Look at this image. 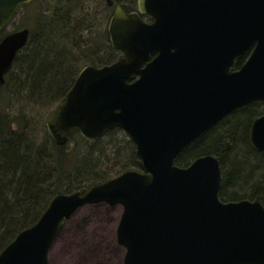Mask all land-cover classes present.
Returning <instances> with one entry per match:
<instances>
[{
    "label": "water",
    "instance_id": "1",
    "mask_svg": "<svg viewBox=\"0 0 264 264\" xmlns=\"http://www.w3.org/2000/svg\"><path fill=\"white\" fill-rule=\"evenodd\" d=\"M32 1L0 0V32ZM107 33L122 56L82 67L45 128L56 146L75 133L96 141L120 129L140 170L54 196L0 252V264H48L67 220L101 203L122 207L115 241L125 250L123 264H264L263 205L221 201V167L212 155L174 164L228 114L264 102V0H136L129 13L117 3ZM28 38L21 29L0 41V85ZM252 44L245 63L232 69ZM250 141L264 151V115L253 121Z\"/></svg>",
    "mask_w": 264,
    "mask_h": 264
},
{
    "label": "trees",
    "instance_id": "2",
    "mask_svg": "<svg viewBox=\"0 0 264 264\" xmlns=\"http://www.w3.org/2000/svg\"><path fill=\"white\" fill-rule=\"evenodd\" d=\"M57 4L60 7H55L49 18L42 20V23L38 20L35 25V29L39 27L40 32L35 36L34 52L25 54L23 51L17 55L2 85L6 84L12 70L17 69L20 77L25 78L23 82H15L22 90H28L29 101L39 104L49 103L50 100L51 104L62 101L79 72L75 71L78 46L71 42V36H75L73 24L77 19H74L73 13H76V6L73 7L71 0H64L62 4L58 1ZM3 36L0 33V39ZM29 43L25 49L29 48ZM243 59L236 60L234 69L243 64ZM129 80H133V77ZM262 104L245 106L224 117L190 143L175 158L174 164L186 167L200 156L221 157L218 161L225 175L222 173L219 199L223 202L247 200L240 199L244 196L249 201H259L264 207V175L256 177V174L264 171V160L257 157L263 156L264 152L254 149L249 137L251 124L258 117L255 111ZM247 118H252L248 126L245 124ZM119 134L126 137L120 129L105 135L108 138ZM69 141L76 142V149L65 154L62 152L64 148L56 146L52 140L49 151L43 146L39 149L23 131L12 130L6 116L0 113V252L21 231L38 221L54 196L70 194L112 178L107 176L108 173L95 172V167L101 164L91 162L90 154L80 158L82 147L88 145L85 139L76 133L69 137ZM128 142L133 145L131 159L121 166L122 171L117 175L128 170H140L135 146ZM92 143L97 146L99 139ZM98 150L104 153L103 149ZM238 159L243 161L241 169L235 165ZM54 175L56 177L52 180ZM83 180L85 184L82 185ZM230 189L242 190L245 194L231 197L228 193Z\"/></svg>",
    "mask_w": 264,
    "mask_h": 264
},
{
    "label": "rangeland",
    "instance_id": "3",
    "mask_svg": "<svg viewBox=\"0 0 264 264\" xmlns=\"http://www.w3.org/2000/svg\"><path fill=\"white\" fill-rule=\"evenodd\" d=\"M58 1L62 4L64 0H38L22 7L1 31L3 35H7L22 28L29 30V48L25 49V46L24 50L19 52L20 55L23 51L25 54L26 52H28L27 54L34 52L36 47L35 36L40 32V28L35 29V25L38 20L39 23H42V20L49 18L56 9L55 7H60L57 4ZM71 1L73 7L76 6L74 7L76 13H73V17L75 16L74 19H77L73 24L75 36H71V42L78 46L75 52V71H79L86 65L99 66L116 60L120 53L110 47L109 38L106 34L112 8L106 5L105 0ZM120 2H123L130 9L131 3L135 0H120ZM19 77L17 69L12 70L6 84L1 85L0 113L6 116L12 130L23 131L26 137L35 142L37 148L40 149L43 146L49 151L51 139L45 128V121L58 104V100L53 103L54 105L51 104L52 100L44 104L29 101L28 90H22L15 82L16 80L24 81L25 77ZM255 114L257 116L264 114V104L259 105ZM250 120L252 118L245 119L247 126L250 124ZM87 142L88 145L82 147L79 156L83 158L84 155L90 154L93 159L91 162L101 164L95 167L97 169L95 172L99 174L108 173L107 176L113 178L122 171L121 166L129 163L131 159L133 145L121 134L108 138L104 135L99 139L97 146L92 143L95 141ZM75 146V141H69L62 146L64 148L62 152L68 153L72 149H76ZM97 147L103 149L104 153L102 154ZM246 154L249 155L250 153L246 152ZM257 157L264 160V155ZM250 162L252 164V161ZM242 163L243 161L238 159L235 165L241 169ZM222 173L224 176L223 168ZM256 175V177H262L264 171ZM55 177L54 175L52 180ZM83 184H85L84 180ZM262 192L264 193V191ZM228 193L231 197L245 194L244 191L236 189H230ZM240 199L248 200V197L241 196ZM121 212V206H109L104 203L86 205L78 209L67 220L55 239L48 254V264H123L125 250L115 241V232Z\"/></svg>",
    "mask_w": 264,
    "mask_h": 264
},
{
    "label": "flooded vegetation",
    "instance_id": "4",
    "mask_svg": "<svg viewBox=\"0 0 264 264\" xmlns=\"http://www.w3.org/2000/svg\"><path fill=\"white\" fill-rule=\"evenodd\" d=\"M105 2H106V5H107V0H105ZM117 3H119V5L122 7V9L125 11V12H127V13H129V12H133V11H136V0H135V2H132L131 4H132V6L130 7V9H132V10H127L128 9V7L123 3V2H120V0H112V4L110 5V6H108V7H111L112 8V13H113V10H114V7H115V4H117ZM127 10V11H126ZM111 16H112V14H111ZM111 18V17H110ZM141 19L145 22V23H147V24H151L152 22H153V19L150 17V16H148V15H142L141 16ZM110 20V19H109ZM109 23V22H108ZM108 27V26H107ZM19 31V30H18ZM106 34H107V36H108V33H107V29H106ZM6 35H4L3 37H5ZM2 37V38H3ZM2 38L0 39V41L2 40ZM108 38H109V36H108ZM111 47V46H110ZM25 48V47H24ZM23 48V49H24ZM112 48V47H111ZM253 48H254V44H252L244 53H242L239 57H237L236 58V60L237 59H239V58H244L243 60V64L245 63V61L248 59V57L250 56V54H251V52H252V50H253ZM22 49V50H23ZM113 49V48H112ZM115 50V49H114ZM117 51V50H116ZM156 55V53L155 52H151L150 54H149V60H151L154 56ZM121 57V53H120V56L116 59V60H118L119 58ZM115 60V61H116ZM114 62V61H113ZM112 63V62H111ZM108 64H110V63H107V64H101V65H99V66H94V65H91V66H94V67H101V66H104V65H108ZM242 64V65H243ZM241 65V66H242ZM240 66V67H241ZM61 102V101H60ZM60 102H58V104L60 103ZM57 104V105H58ZM252 104H254V103H252ZM252 104H250V105H252ZM56 105V106H57ZM55 109V108H54ZM53 109V110H54ZM261 115H264V114H261Z\"/></svg>",
    "mask_w": 264,
    "mask_h": 264
}]
</instances>
